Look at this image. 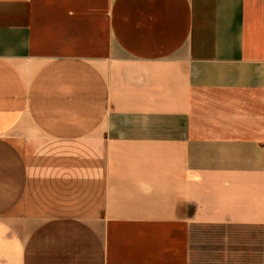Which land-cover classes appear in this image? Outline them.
I'll list each match as a JSON object with an SVG mask.
<instances>
[{
	"label": "crops",
	"instance_id": "obj_1",
	"mask_svg": "<svg viewBox=\"0 0 264 264\" xmlns=\"http://www.w3.org/2000/svg\"><path fill=\"white\" fill-rule=\"evenodd\" d=\"M200 228L264 264V0H0V264H197Z\"/></svg>",
	"mask_w": 264,
	"mask_h": 264
},
{
	"label": "rangeland",
	"instance_id": "obj_2",
	"mask_svg": "<svg viewBox=\"0 0 264 264\" xmlns=\"http://www.w3.org/2000/svg\"><path fill=\"white\" fill-rule=\"evenodd\" d=\"M226 231L223 230L222 233H225ZM221 234V232L218 230H209V229H203V228H200V229H197L196 232H195V236H196V241H197V246H196V253H197V264H204L203 262V255H204V252H203V240L204 238L206 237H211V236H214V237H219ZM247 237V240H252L254 241V243L256 241H260L261 243V239H262V230H258V231H254V232H247V234H245ZM231 236H237L236 234L235 235H231ZM202 241V242H201ZM250 243V242H249ZM259 243V246H260V249H261V244ZM247 246H243V248H245L246 252L247 253L245 255V260L244 262H242V264H261V254H260V261L256 263V258H255V255H254V259H253V263L250 261V251L247 252V250L249 249H246ZM242 248V249H243ZM261 253V251H260Z\"/></svg>",
	"mask_w": 264,
	"mask_h": 264
}]
</instances>
